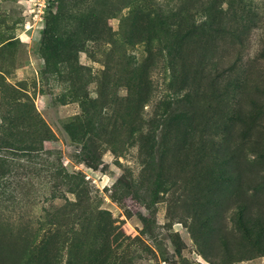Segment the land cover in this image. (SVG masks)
<instances>
[{"label":"rangeland","instance_id":"1","mask_svg":"<svg viewBox=\"0 0 264 264\" xmlns=\"http://www.w3.org/2000/svg\"><path fill=\"white\" fill-rule=\"evenodd\" d=\"M57 5L0 0V264H264V0H65L64 63Z\"/></svg>","mask_w":264,"mask_h":264},{"label":"trees","instance_id":"2","mask_svg":"<svg viewBox=\"0 0 264 264\" xmlns=\"http://www.w3.org/2000/svg\"><path fill=\"white\" fill-rule=\"evenodd\" d=\"M57 1H58V5L56 11L50 14L45 25L44 34H43V53L46 57L47 62H50V60H55L56 63H64V61H66L63 59L65 55H67L74 49H76L77 51L81 50V48L83 47V38H81L80 32L82 31L81 30L82 23L87 19V17L81 13L77 15L75 14L69 15L68 13L65 14L64 12L65 0H57ZM71 21L78 22L77 31L73 32L74 35H72V31L70 29ZM87 127L89 126H85V128ZM65 128L71 135V139L79 144H82L83 149L85 150L89 149L90 148L89 146L92 143H94L91 142V144L88 145L89 142L88 138H83L84 136H78L77 130L79 129L77 127L73 128L72 124H67ZM90 139L91 141H93L92 138ZM16 145L11 144L9 142L3 143L4 148H12L22 153L23 152L27 153L30 152L31 150L36 149V148L24 147L23 145L26 144H21L17 146ZM82 158L84 161L93 162L95 160L100 159V156L96 152V150L91 149L88 152L87 151L83 152ZM7 159L8 158L5 157L4 154L0 153V197L1 198L3 197L7 200H11L13 203L16 204V201L14 200V194L17 193L19 195H22L24 186L10 181L9 178L12 176L13 168L11 167L12 165L10 164L11 162ZM63 177L70 179L72 177H75V174L65 171ZM58 186L54 185L52 187L58 191L65 190V189L59 190L61 188H59ZM69 189H72V187L70 186ZM17 203L20 202L18 201ZM17 224L19 223L12 222L10 218L5 216V214L0 213V226L14 228L17 226ZM45 258H46L45 259L46 262L42 264H55V258L53 255L51 256L48 253V256H45Z\"/></svg>","mask_w":264,"mask_h":264}]
</instances>
